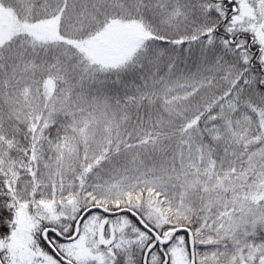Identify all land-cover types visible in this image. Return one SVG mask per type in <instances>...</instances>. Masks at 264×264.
I'll use <instances>...</instances> for the list:
<instances>
[{
    "label": "snow or ice",
    "instance_id": "obj_1",
    "mask_svg": "<svg viewBox=\"0 0 264 264\" xmlns=\"http://www.w3.org/2000/svg\"><path fill=\"white\" fill-rule=\"evenodd\" d=\"M0 264H264V0H0Z\"/></svg>",
    "mask_w": 264,
    "mask_h": 264
}]
</instances>
